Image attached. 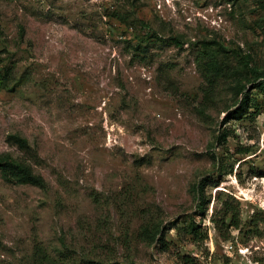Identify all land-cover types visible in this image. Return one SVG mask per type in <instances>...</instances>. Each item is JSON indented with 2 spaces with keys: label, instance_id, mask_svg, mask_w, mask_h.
<instances>
[{
  "label": "rangeland",
  "instance_id": "374dc122",
  "mask_svg": "<svg viewBox=\"0 0 264 264\" xmlns=\"http://www.w3.org/2000/svg\"><path fill=\"white\" fill-rule=\"evenodd\" d=\"M251 62L264 0H0V264H264Z\"/></svg>",
  "mask_w": 264,
  "mask_h": 264
},
{
  "label": "trees",
  "instance_id": "16d2710c",
  "mask_svg": "<svg viewBox=\"0 0 264 264\" xmlns=\"http://www.w3.org/2000/svg\"><path fill=\"white\" fill-rule=\"evenodd\" d=\"M249 71L251 74V80L254 83L255 87H262L263 88L264 87V80H263L264 72H263V70H261L260 65L253 62L251 64V66L249 67ZM248 97H249L248 93L244 92L242 94L240 105L247 103ZM15 138L17 139L18 144L20 146H23V147L26 146L27 143H26L25 139L19 138V137H15ZM0 170L7 180H14L16 182L31 183V184H35V185L40 186V187L45 186L44 179L41 176L32 173V171L30 170V168L28 166L23 165L20 162L14 160V159H11L10 157L0 156ZM207 185H208V182L205 179H201L196 184V187H195L196 197L198 199V203L196 205V211H197V214L201 215V216L204 215V211H203V204L205 201L204 200L205 199L204 198V189ZM160 231H162V228L156 227L153 234H151V231L146 230V235L148 237L154 239L156 234L159 233ZM188 231L195 238L199 236V230H198L197 225L188 226ZM181 259H182L184 264H196L194 262V260L189 256H181ZM87 264H96V263L89 260V261H87Z\"/></svg>",
  "mask_w": 264,
  "mask_h": 264
}]
</instances>
